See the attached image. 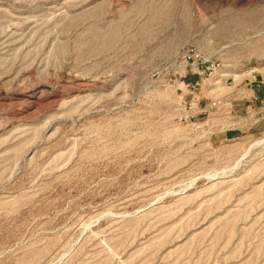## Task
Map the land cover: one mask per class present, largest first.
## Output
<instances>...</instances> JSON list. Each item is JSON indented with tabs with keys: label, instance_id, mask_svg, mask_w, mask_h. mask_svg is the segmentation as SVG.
<instances>
[{
	"label": "rangeland",
	"instance_id": "obj_1",
	"mask_svg": "<svg viewBox=\"0 0 264 264\" xmlns=\"http://www.w3.org/2000/svg\"><path fill=\"white\" fill-rule=\"evenodd\" d=\"M262 67L264 0H0V264H264V130L211 105Z\"/></svg>",
	"mask_w": 264,
	"mask_h": 264
},
{
	"label": "crops",
	"instance_id": "obj_2",
	"mask_svg": "<svg viewBox=\"0 0 264 264\" xmlns=\"http://www.w3.org/2000/svg\"><path fill=\"white\" fill-rule=\"evenodd\" d=\"M264 81V67L251 70L233 84L225 94L229 101L230 115L220 113L222 119L232 120L234 125L217 130L221 140L231 141L244 134H257L264 130V92L249 84L250 81Z\"/></svg>",
	"mask_w": 264,
	"mask_h": 264
},
{
	"label": "built area",
	"instance_id": "obj_3",
	"mask_svg": "<svg viewBox=\"0 0 264 264\" xmlns=\"http://www.w3.org/2000/svg\"><path fill=\"white\" fill-rule=\"evenodd\" d=\"M185 61L188 63L189 61H191L192 63H194V61H199L200 64L205 65V69L209 70V71H213L215 68H217V64H214V62L208 60V59H202L201 56L193 49H189L188 51H186L185 54ZM249 84L251 86H255L256 88H261L264 92V81H256V80H252L249 82ZM229 101L226 99L223 100H216L213 101L211 103V105L213 107H215V109L220 110L222 108H226L227 111L226 113H224V115L229 116L230 115V111H229Z\"/></svg>",
	"mask_w": 264,
	"mask_h": 264
},
{
	"label": "bare ground",
	"instance_id": "obj_4",
	"mask_svg": "<svg viewBox=\"0 0 264 264\" xmlns=\"http://www.w3.org/2000/svg\"><path fill=\"white\" fill-rule=\"evenodd\" d=\"M257 144H264V138L263 139H260L259 141L256 142V145Z\"/></svg>",
	"mask_w": 264,
	"mask_h": 264
}]
</instances>
